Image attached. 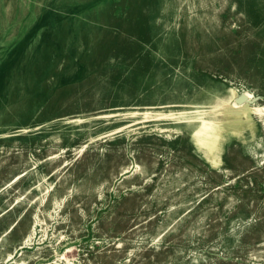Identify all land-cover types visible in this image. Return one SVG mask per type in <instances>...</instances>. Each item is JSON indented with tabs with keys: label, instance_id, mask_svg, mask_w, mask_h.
<instances>
[{
	"label": "rangeland",
	"instance_id": "1",
	"mask_svg": "<svg viewBox=\"0 0 264 264\" xmlns=\"http://www.w3.org/2000/svg\"><path fill=\"white\" fill-rule=\"evenodd\" d=\"M0 264H264V0H0Z\"/></svg>",
	"mask_w": 264,
	"mask_h": 264
},
{
	"label": "bare ground",
	"instance_id": "2",
	"mask_svg": "<svg viewBox=\"0 0 264 264\" xmlns=\"http://www.w3.org/2000/svg\"><path fill=\"white\" fill-rule=\"evenodd\" d=\"M229 104L227 101H224L223 99H218L217 101L213 102L212 107L214 108V112L217 111V109L224 108L225 106H228ZM231 105V104H230ZM234 106V105H233ZM242 110H245L247 107H241ZM231 109V108H230ZM148 113H144L146 115ZM181 113H178V115ZM163 116L170 117V119H175L177 117L174 113H164ZM197 119H199V124L197 125L194 136L196 138V141L201 145L211 146L217 144V138L218 135L221 133L222 130H224L227 127L232 128L233 131H237V124H233L230 126H224L219 121H212L205 119L202 114H198ZM178 119V118H177ZM240 122V121H238Z\"/></svg>",
	"mask_w": 264,
	"mask_h": 264
}]
</instances>
